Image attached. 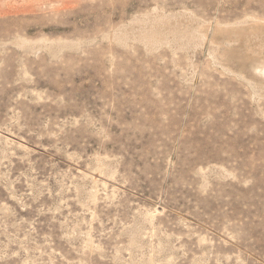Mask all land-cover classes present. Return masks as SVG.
I'll return each instance as SVG.
<instances>
[{"label": "rangeland", "instance_id": "obj_1", "mask_svg": "<svg viewBox=\"0 0 264 264\" xmlns=\"http://www.w3.org/2000/svg\"><path fill=\"white\" fill-rule=\"evenodd\" d=\"M0 264H264V0H0Z\"/></svg>", "mask_w": 264, "mask_h": 264}, {"label": "bare ground", "instance_id": "obj_2", "mask_svg": "<svg viewBox=\"0 0 264 264\" xmlns=\"http://www.w3.org/2000/svg\"><path fill=\"white\" fill-rule=\"evenodd\" d=\"M262 76H263V74H262Z\"/></svg>", "mask_w": 264, "mask_h": 264}]
</instances>
